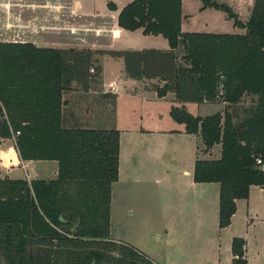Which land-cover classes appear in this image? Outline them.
I'll return each mask as SVG.
<instances>
[{
  "label": "trees",
  "instance_id": "16d2710c",
  "mask_svg": "<svg viewBox=\"0 0 264 264\" xmlns=\"http://www.w3.org/2000/svg\"><path fill=\"white\" fill-rule=\"evenodd\" d=\"M128 1L118 27L161 36L169 50H61L0 42V140L16 139L24 162L57 163L54 178L0 179L5 264H154L109 238L118 132L71 124L64 109V93L75 87L85 92L97 83L101 67L95 56L122 60L130 80L164 82L158 98L172 93L179 103L226 104L203 118L181 108L170 111L200 144L193 181L219 185L220 229L229 226L236 201L246 200L250 187L264 188V0H254L246 23L227 6L201 0V10H221L245 30L240 36L183 33L181 0ZM107 7L116 10L111 1ZM244 97L250 105H242ZM244 245L232 239V264H247Z\"/></svg>",
  "mask_w": 264,
  "mask_h": 264
},
{
  "label": "rangeland",
  "instance_id": "374dc122",
  "mask_svg": "<svg viewBox=\"0 0 264 264\" xmlns=\"http://www.w3.org/2000/svg\"><path fill=\"white\" fill-rule=\"evenodd\" d=\"M108 1L114 4L112 0H77L81 6V12L77 16L75 14L78 10L77 7H72L73 3H75L74 0H68L67 4L63 5L65 8L58 7L55 0H47L48 21L46 30L42 33L48 39L60 37L58 38L59 43L55 44L53 41H46L40 44L37 42L33 45L37 48L91 51L160 48L159 40L152 37L146 38L141 36V38H136L135 36H130L122 41H112L111 37H109L110 30L116 26L118 27V25L117 23L116 26L114 25L113 19L110 16L111 14H108L103 9L105 8V2L107 7ZM211 1L227 6L233 14H235L234 12L237 10L235 7L238 8L239 3L238 0ZM16 2L23 4L20 0H16ZM233 3L236 6L233 7ZM11 4L12 0H0V29L3 28L2 32L16 30L15 34L19 32V37H14L15 42H13L12 34L8 33L10 40L6 38L7 41L4 43H26L28 37H33V35L37 37L35 31H38L39 28L30 29L26 24L18 21H16V27L12 26L13 19L8 14V6H12ZM24 4H28V2L24 1ZM202 6L201 0H181V12L187 16L186 21L181 23L183 29L192 30V28H199L201 26L208 30H211V28L219 30L218 33H230L238 36L243 34L241 28L234 26L233 20L229 19L227 14L221 10L209 8L204 14L199 15L198 10ZM107 9L110 10L108 7ZM114 12L117 13L116 10ZM58 13L62 16L61 19L63 21H56L54 19ZM96 14L98 16L94 19L93 17ZM64 22L66 23L64 24ZM73 27H76V29ZM29 29L33 34L30 35L28 33ZM181 55L179 53V56ZM94 58L103 66L109 79L116 78L111 85H114V83L118 84L119 79H126L125 76L120 75L119 64L113 63L116 61L121 62V60H111L108 56H95ZM137 85H141L143 89L157 92L162 89L164 82L157 80L151 82L139 81ZM70 92L66 97L63 94L64 98L62 96V99L70 98ZM91 98L89 96L86 98L85 96V99H83L84 105L80 106L81 111L78 116L84 121L85 119L87 121L90 119L85 118L87 117L85 115L86 109L91 108V112L93 111V113L95 110L94 104L96 101L91 100ZM250 101L248 97H244L242 105L248 106L250 105ZM90 102L91 105L89 104ZM221 102L223 107H225L226 104L223 101ZM96 106V111L101 114L98 108L99 105ZM91 125L94 126L92 122ZM3 141L4 143H0V179L9 178L4 174L7 171L3 170L8 169L11 165L8 160L9 158L18 160L14 173L26 181L35 180L34 176L41 177L45 175L46 171L51 167L49 164L42 165L39 167L38 174L34 173V171L30 173L29 169L25 168V165L21 163L22 160L16 149V139L11 137ZM9 149L10 154L6 157ZM1 164L3 165L1 166ZM168 188L173 190V192L180 193V187L177 183L176 186L161 185L159 187V185L136 184L134 180H129L112 186L109 228L111 240L135 248L157 264H164L165 259L179 262L182 258L185 261L187 260L183 264H225L231 258L232 239L241 238L245 241L246 245V251L245 245L242 247V250L247 264H264V192H260L257 186L250 187L247 204L245 200L236 201V211L230 220L229 226L224 230L217 227V202L212 203L214 204L213 207L211 202H209L204 215L202 214L198 217L192 213H188L189 210L187 211L184 208L183 203H181L182 200L176 199L174 205L179 201L176 207H180L181 212L185 213V215H180L177 208L174 212L172 210L169 211L163 200L160 199V197L166 196L165 194L170 196L171 190ZM185 207L188 208L187 205ZM199 221L205 223V225L198 226ZM0 264H5V261L1 257Z\"/></svg>",
  "mask_w": 264,
  "mask_h": 264
},
{
  "label": "crops",
  "instance_id": "0c3cea01",
  "mask_svg": "<svg viewBox=\"0 0 264 264\" xmlns=\"http://www.w3.org/2000/svg\"><path fill=\"white\" fill-rule=\"evenodd\" d=\"M23 4L12 0V6H8V14L12 17V26L16 27V21L26 24L30 29L39 28L35 31L37 37H28L26 42L40 44L41 42L53 41L55 44L59 43L60 37L47 38V36L42 33L46 30L47 25V0H20ZM24 1L28 4H24ZM38 1V2H37ZM116 7V12L110 11L106 7L103 8L108 14H111L113 23L116 26L117 17L119 12L128 4V0H112ZM238 8L235 7V15L242 23H246L251 9L253 7L254 0H238ZM68 0H55L58 7H64ZM72 7H77V12H81V6L77 0H74ZM64 5V6H63ZM236 6L233 3V7ZM65 8V7H64ZM208 9L201 10L199 8V15L204 14ZM116 13V15H115ZM80 14V13H79ZM91 15V14H89ZM183 21H186L187 16L182 12ZM81 16V15H79ZM94 16V15H93ZM96 14L93 18H97ZM10 17V18H11ZM62 16L58 13L55 15L54 19L61 21ZM24 19V20H23ZM63 21V20H62ZM66 22H64L65 24ZM10 26V25H8ZM183 27V26H182ZM181 27V28H182ZM207 27V26H206ZM76 29V27H73ZM3 29V28H2ZM0 29V31L2 30ZM16 29V28H13ZM28 30V33L33 34L32 31ZM243 34L245 30L241 29ZM219 30L211 28H192V30H185L182 28L183 33H208L217 35H235L228 33H218ZM16 30H6L5 32H0V41L6 42L8 33L12 36V41L15 42L14 37H19V32L15 34ZM25 32V31H23ZM18 34V35H17ZM111 40L114 42L122 41L127 37L135 36L136 38L146 37V38H156L160 42V48H148L161 51L169 50L168 43L165 39L158 36H143L140 30L129 32L123 29H119L117 26L110 30ZM112 34V35H111ZM6 35V36H4ZM7 38V39H6ZM20 39V38H19ZM10 40V39H9ZM147 50V49H145ZM119 51V50H117ZM125 51V50H122ZM141 51V50H132ZM114 60V59H111ZM119 60V59H117ZM120 66L121 76L124 74L123 62L116 61ZM101 67V76L97 83L90 85L88 91H82L80 87H75L73 91L70 92V98L63 99L66 102L64 107L65 111L69 114V121L71 124H78L90 129H100V130H114L119 134V166H118V180L112 186L120 184L125 181H135L136 184H151V185H161L163 186H176L180 187V193L173 192L171 190L170 196L160 197L163 203L168 207L169 211H175L176 204L183 203L184 208L188 213H192L200 217L204 215L206 206L211 202L212 207L214 202L219 203V185L218 184H196L193 181V168L194 163L198 157L199 153V141L194 135H188L185 133L184 126L176 123L170 116L171 108H181L186 113L193 117H207L223 110L222 103H194V102H183L179 103L175 100L174 94L167 93L165 97L158 98L156 92L151 90L143 89L139 84V81H133L128 79H119L118 84L113 83L114 79H109L106 76L103 66L98 63ZM141 82V81H140ZM151 82V81H149ZM69 92L64 93L65 97ZM91 95V96H90ZM85 96L92 97L95 102L94 113L91 112V108L86 109L85 115L90 118L89 121L79 118V113L81 111L80 106L83 104V99ZM64 98V96H63ZM68 100V101H67ZM90 100V99H89ZM91 105V102L89 103ZM87 105V106H90ZM99 105V114L97 106ZM93 113V114H92ZM92 114V115H91ZM93 119H92V118ZM91 122L94 126L91 125ZM0 143L4 141L0 140ZM214 153V150L211 152ZM10 149L6 153V157L9 156ZM200 155V154H199ZM212 154H210L211 156ZM209 156V157H210ZM1 160V159H0ZM9 163L11 165L4 173L9 179L17 180L23 179L22 177L16 176L14 171L17 168L18 160L9 158ZM27 167L31 172L38 174L40 170L39 167L42 165L49 164L51 167L46 171L45 175L41 177H35L34 179H49L54 178L57 173V163L55 162H21ZM3 164H1L2 166ZM11 167V168H10ZM167 184V185H166ZM259 188V187H258ZM176 189V188H175ZM260 192H264V188H259ZM167 192V191H166ZM168 193V192H167ZM112 194V192H111ZM172 194V196H171ZM177 198H176V196ZM214 195V196H213ZM112 197V195H111ZM179 200L175 205V200ZM172 202V204H170ZM247 204V199L245 200ZM187 205L188 208L185 207ZM111 206V203H110ZM180 215H185L181 212V208H177ZM218 211V208H217ZM218 214V212H217ZM252 222V220H250ZM204 226L205 223L199 221L198 226ZM218 227V224H217ZM219 228V227H218ZM226 229V228H224ZM222 229V230H224ZM109 238L112 239L109 231ZM246 251V245H245ZM246 258V257H245ZM233 256L228 263L232 264ZM152 263L157 264L154 260H150ZM187 261V260H186ZM184 258L179 262L174 260L165 259L164 264H183L186 262Z\"/></svg>",
  "mask_w": 264,
  "mask_h": 264
},
{
  "label": "built area",
  "instance_id": "2783aa9c",
  "mask_svg": "<svg viewBox=\"0 0 264 264\" xmlns=\"http://www.w3.org/2000/svg\"><path fill=\"white\" fill-rule=\"evenodd\" d=\"M90 72H91V73H93V70H90ZM17 135H19V133H18V132L16 133V136H17ZM1 141H3V140H1ZM257 163H258V164H260V161H259V160H257Z\"/></svg>",
  "mask_w": 264,
  "mask_h": 264
},
{
  "label": "water",
  "instance_id": "95a60500",
  "mask_svg": "<svg viewBox=\"0 0 264 264\" xmlns=\"http://www.w3.org/2000/svg\"><path fill=\"white\" fill-rule=\"evenodd\" d=\"M261 170L264 172V166L261 168Z\"/></svg>",
  "mask_w": 264,
  "mask_h": 264
}]
</instances>
